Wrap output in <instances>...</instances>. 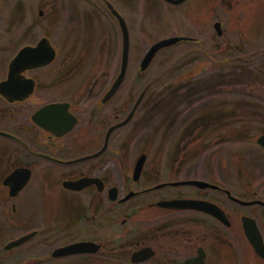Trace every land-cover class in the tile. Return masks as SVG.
<instances>
[{
    "label": "rangeland",
    "instance_id": "obj_1",
    "mask_svg": "<svg viewBox=\"0 0 264 264\" xmlns=\"http://www.w3.org/2000/svg\"><path fill=\"white\" fill-rule=\"evenodd\" d=\"M107 1L122 13L131 34L126 81L112 102L107 103L109 125L116 115L125 118L140 94L147 86L151 88L134 121L112 136V164L109 155L97 164H105L107 171L113 166L115 185L125 189L123 163L133 168L138 157L147 154L150 185L205 180L244 199L253 198L254 193L264 199V150L257 145V139L264 134V0H242L245 29H236L230 21L229 8L222 1L216 3L213 20L223 21L226 37H219L205 17L206 11L200 10L206 7V0H190L178 7L164 0ZM198 9L202 11L199 16ZM175 36H190L197 43H181L159 52L151 67L141 72L140 64L151 46ZM44 37L50 38L58 49V60L28 73L40 84L33 98L18 106L5 104L0 98V112L17 113L21 120L24 106H30L33 113L39 105L60 101L77 102L74 109L84 107L86 111V106L93 105L100 97L98 94L103 95L116 80L121 70L123 35L105 0H0V81L6 79L15 54ZM88 46L91 48L86 55ZM77 53L85 54L87 57L80 58L86 59L71 63L72 68L69 66L70 70L65 72L64 79L68 81L58 80L64 74L63 67L69 65L65 62L79 58ZM94 84L98 91L93 96ZM18 122L10 117L1 119L0 127L11 130ZM205 129L209 132L201 133ZM244 130L256 133L249 138ZM4 142L0 138V146L14 155L17 149L10 143L3 145ZM124 145L127 148L122 154L116 153ZM77 154L65 153V157ZM54 187L58 188L57 179ZM195 190L190 186L171 187L162 194L187 195ZM33 191L32 185L24 194L25 201H16L18 207L12 212V207L4 208L8 192L0 183V254L14 239L34 230L40 232L24 246L2 253V264H50L56 247L88 238L109 241L116 237L117 232L107 228L114 223L113 216L118 218L120 228L126 211L144 207L130 219L128 229L138 224L144 226L149 217L146 205L151 197H141L132 200L112 219L84 228L72 226L70 213L64 209L72 202L37 205ZM53 195L58 201L72 199L54 190ZM212 198L230 204L227 196L219 193L214 192ZM82 263L89 264L85 260Z\"/></svg>",
    "mask_w": 264,
    "mask_h": 264
},
{
    "label": "flooded vegetation",
    "instance_id": "obj_2",
    "mask_svg": "<svg viewBox=\"0 0 264 264\" xmlns=\"http://www.w3.org/2000/svg\"><path fill=\"white\" fill-rule=\"evenodd\" d=\"M188 1L190 0L185 2ZM220 1L229 8L228 11L232 15L230 21L236 29H245L247 21L244 22L243 19L246 14L243 10L244 5L241 4L242 0H206V7L202 6L200 10L206 11L205 17L208 18L211 26L213 24L214 29L218 23L220 24L221 34L217 33L219 37L228 36V32L223 29V21L218 18L213 20V16H215L214 6L218 2L221 4ZM167 4L171 5L169 2ZM200 10L198 9V16L201 15L202 11L200 12ZM229 41L230 39L227 40V42ZM226 48L228 49L229 46ZM15 56L10 60L8 70ZM213 59L217 61L215 57ZM238 60L240 59L238 58ZM35 70H27L23 73L25 78H32L36 82L34 93L24 99H20L22 95L14 91L11 99H6L0 94V98L5 104L11 106L24 105L36 95L40 84L28 74ZM96 84L91 87L93 96L96 94L94 91H98ZM105 94L106 92L103 95L102 93L98 94L99 99L94 103L91 102L93 105L86 106V111H83L84 107L79 110L74 109L78 106L77 102L61 101L70 104L67 112L71 117L76 118V124L72 130L65 133H62L63 128L49 131L34 120L42 107L50 103L60 102L39 105L33 113H31L30 106H24L22 112L25 115L21 120L17 119V113L10 115L8 112L7 114L0 112V116H3L1 119L4 121L9 117L12 121L19 120L18 124L11 130L0 127L1 133L10 135L6 137L0 133V138L5 141L3 145L10 143L17 149L13 155L12 153L9 154L10 149L0 146V183L8 192L4 208L12 207V212H16V207H18L16 201L21 200L22 204L25 201L26 190L32 188L33 185V200H38L36 201L37 205L72 202L65 207L70 213V220H72L70 225H78L84 228L95 226L111 216L117 215V212L125 208L132 200L151 197L146 205L149 217L143 222L144 226L138 224V226H133L130 229L127 228L130 219L137 216L144 207L139 210L131 208L130 211H126L123 216L125 219L120 228L116 223L118 218L112 217L115 218L114 223H110L107 228L117 232L116 239L117 241L120 240V246H113L114 239L109 241L95 238L85 239V241H94L101 245L98 253L87 255L88 259L97 261L100 258L109 257L111 253H120L122 264H189L190 262L192 264H264V205L261 202L244 206L240 202L231 200L224 188L197 189L193 191V194L187 195L162 194L163 190L175 186L171 185V182H164L166 186L161 189L156 188L158 185H150L148 158L141 171V176L135 180L134 170L138 164V159L144 154L138 157L133 168L132 166L128 167L127 163L122 161V174L126 187L123 189L115 185L113 166L107 171L104 167L105 164H97V162L109 155L112 164L111 151L113 149L110 140L115 131L125 128L134 120L131 119L126 126L116 128L111 136L109 130L113 126L125 122L134 106L125 118L122 119V115H116L114 122L109 125L107 102L104 103L102 100ZM125 148H127L126 145L118 147L116 153L122 154V150L124 151ZM65 153H81V155L78 156L77 154L68 159L65 157ZM97 153L99 155L93 159H84L95 156ZM52 165L56 169L49 167ZM27 172L29 173V181L16 195H12V189L21 184L23 176L28 174ZM12 178H14L13 181ZM56 179L58 188L54 187V189ZM85 179L94 181L81 190H73L65 186L67 182ZM52 190L55 193L70 195L72 199L58 201L54 195L51 197ZM214 192L227 196L230 204L213 200ZM75 195H81V198H75ZM129 196H131L129 200L124 201ZM183 199L205 202L207 207L209 205L216 206L225 221L220 219L217 214H212L210 210L176 209L163 205L166 202L183 201ZM256 199L249 200L255 201ZM82 201H86V203ZM262 201L264 202V200ZM21 204L20 207H22ZM248 231L253 236L258 234L259 247H256L251 241ZM143 248L151 249L153 255L146 260H133V256L141 252Z\"/></svg>",
    "mask_w": 264,
    "mask_h": 264
},
{
    "label": "water",
    "instance_id": "obj_3",
    "mask_svg": "<svg viewBox=\"0 0 264 264\" xmlns=\"http://www.w3.org/2000/svg\"><path fill=\"white\" fill-rule=\"evenodd\" d=\"M169 1L172 4H182L185 2V0H166ZM105 3L108 6L109 11L111 14L115 16V18L118 20L121 29H122V35H123V49H122V63H121V70L119 74L116 77V80L114 81L113 85L111 86L110 90L106 93V95L103 97V102L108 103L111 101L114 96L118 93V91L121 89V86L124 84L126 80V76L129 70V62H130V51H131V34H129L128 24H126L125 18L121 13H119L114 5L110 3V1L105 0ZM216 30L219 31V34H221V28L220 24L218 23L215 26ZM191 40L189 37H182V36H175L170 38H165L163 40L157 41L154 43V45L147 51V53L144 56V59L142 60L140 66H141V72L147 71L150 67L153 61L155 60L157 54L166 48L174 47L177 44H180L182 42H186ZM57 57V50L54 48L51 40L49 38H43L36 46L27 45L26 47L20 49L19 53L15 56V58L12 60L10 67H9V75L8 78L5 81L0 82V94L4 98L11 99V95L13 91L16 93L21 94L20 99L28 98L31 94L34 93L36 82L32 78H25L23 76V73H25L27 70H35L39 67H46L49 64H52L56 61ZM148 88L139 96V99L134 107V110L131 112V114L126 118V121L115 125V127H112L109 132L110 136L115 131L116 128L126 126L127 123L131 121V119L136 114L137 108L139 105L143 102L145 99V95L148 91ZM70 107V104L68 103H50V105H46L42 107L39 110L38 115L34 117V120L37 124L43 126L44 128L48 129L49 131H55L57 129H62V133L68 132L72 130L73 126L76 124V118L74 116H70L68 114V109ZM61 114V115H60ZM63 124V125H61ZM1 133V132H0ZM61 133V134H62ZM2 135L8 137L9 134H3ZM60 135V134H59ZM257 143L259 146L264 148V135H261ZM98 156V155H96ZM147 161V155H142L138 159V164L134 171V177L135 180H138L141 176V171L143 170L145 164ZM28 173V172H27ZM29 173L25 174L23 176V180L20 185L15 186L12 189V195H16L18 191H20L23 186L29 181ZM14 178H12V181ZM88 180V182H87ZM94 180L91 179H85L75 182H67L65 183L66 187H69L73 190H81L85 188L86 185H89V183H92ZM15 183V182H14ZM173 186L182 187V185L186 186H196L201 190L204 189H214V188H220L218 185H212L211 183L207 181H199V180H188V181H182V182H173L171 183ZM166 185L158 186L157 189H161V187ZM115 192L117 190L115 189ZM231 195V193L229 192ZM131 196L124 199V201L129 200ZM234 201H239L242 204L247 205L248 202H242L239 199L232 198ZM163 205L169 207V208H176V209H202L210 210L212 214H217L220 219L224 220V217L222 213H220V210L214 206L209 205L207 207V204L204 202H198V201H192V200H185L183 201L176 200L172 202H166ZM245 223V221H244ZM248 236L250 237L251 241L256 245V247H259L258 242V234L256 233V236H253L249 231L247 232ZM36 233L30 234L27 236H23V238L13 241L7 246V249H13V247L20 246L24 244L25 241L31 239L34 237ZM100 244L93 241L88 242H77L76 244H70L67 245V247H62L56 249L54 252V257H67L68 255H78V254H89V253H98L100 249ZM152 251L149 248H143L141 252L136 253L133 256V260L139 259V260H146L149 257H151ZM189 264H192L190 262Z\"/></svg>",
    "mask_w": 264,
    "mask_h": 264
},
{
    "label": "trees",
    "instance_id": "obj_4",
    "mask_svg": "<svg viewBox=\"0 0 264 264\" xmlns=\"http://www.w3.org/2000/svg\"><path fill=\"white\" fill-rule=\"evenodd\" d=\"M89 47V46H88ZM90 48L91 47H89V48H87L86 49V52H84V53H86V55H88V52H87V50L89 51L90 50ZM78 54V57L79 58H73V59H69V61H66L65 63H67V64H69L67 67H63V72H64V74L62 75V77H59L58 78V80L60 79V80H63L64 78H66L67 77V75H66V70H70V68H72L71 67V65L73 64V62H76V60H77V62H79V63H82L81 61H84L86 58H80V57H87V56H84L85 54H82L81 56H80V53H77ZM72 56V55H71ZM72 63V64H71ZM69 66H70V68H69ZM63 78V79H62ZM65 80H67L68 81V79H64L63 81H65ZM64 84H67V83H64ZM238 107V106H237ZM236 107V108H237ZM240 109V107L238 108V110ZM215 114H217V113H215ZM206 115H204L203 116V118H207V117H205ZM245 131V130H244ZM205 133V134H207L208 132H209V130H207V129H205V130H202L201 131V133ZM256 133V132H255ZM255 133H250V132H247V131H245V134H246V136L247 137H252V135L253 134H255ZM264 133V132H263ZM244 134V135H245ZM248 134V135H247ZM201 138L202 137H204L205 139L204 140H206L207 138V136H205V135H202V136H200ZM246 138V137H245ZM248 138V139H249ZM113 246H115V247H118V246H120V241H117V240H115V242H113ZM68 259V258H67ZM72 261L69 263V264H83L82 263V261L83 260H85V261H87V263H89V264H122V261H121V254L120 253H116V254H114V253H111L110 255H109V257H106V258H100V260H97V261H93V260H91V259H88V257L87 256H80V257H78V259L80 260V261H75L77 258H70ZM2 258L0 257V264H2ZM66 260V259H65ZM65 260H57V262H54V261H52L53 262V264H64L63 263V261L65 262Z\"/></svg>",
    "mask_w": 264,
    "mask_h": 264
}]
</instances>
